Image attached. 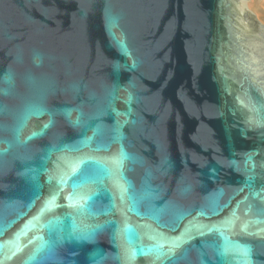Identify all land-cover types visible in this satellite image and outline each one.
Masks as SVG:
<instances>
[{
  "label": "water",
  "instance_id": "water-1",
  "mask_svg": "<svg viewBox=\"0 0 264 264\" xmlns=\"http://www.w3.org/2000/svg\"><path fill=\"white\" fill-rule=\"evenodd\" d=\"M0 264H264V0H0Z\"/></svg>",
  "mask_w": 264,
  "mask_h": 264
}]
</instances>
